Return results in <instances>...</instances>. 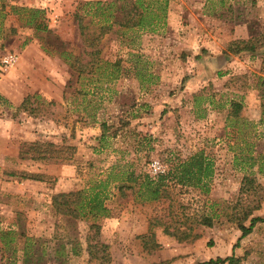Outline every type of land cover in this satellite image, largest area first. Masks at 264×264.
I'll use <instances>...</instances> for the list:
<instances>
[{"label": "rangeland", "instance_id": "374dc122", "mask_svg": "<svg viewBox=\"0 0 264 264\" xmlns=\"http://www.w3.org/2000/svg\"><path fill=\"white\" fill-rule=\"evenodd\" d=\"M83 1L0 0V264H197L230 254L237 264H264V222L239 238L219 215L244 173L264 188V44L233 50L238 39L264 31V0H167L164 25L104 34L92 71L78 75L59 52L85 61L93 48L72 18ZM10 5L43 9L49 33L25 25ZM241 75L245 84L227 85ZM27 94L51 104L38 115L16 110ZM230 100L240 103L237 117L227 114ZM37 143L52 144L50 158H33L29 145ZM197 150L212 163L206 193L171 183L155 201H140L114 187L126 170L154 175L168 159ZM106 178L107 217L74 219L52 209L53 194L87 191ZM169 207L214 213L212 225L195 226L191 242L177 241L151 225L165 222ZM251 216L264 217V195ZM150 232L159 247L147 251L142 236ZM87 239L106 245L107 262L88 255Z\"/></svg>", "mask_w": 264, "mask_h": 264}, {"label": "trees", "instance_id": "16d2710c", "mask_svg": "<svg viewBox=\"0 0 264 264\" xmlns=\"http://www.w3.org/2000/svg\"><path fill=\"white\" fill-rule=\"evenodd\" d=\"M219 3H222V1ZM166 6L167 0H88L79 2L72 12V18L79 36L88 41L87 45L93 48L88 53L85 61L81 60L82 56L80 54L66 55L63 50L59 52V55L78 75L89 73L99 59L100 49L97 44L104 34L123 28L155 32L164 25ZM9 8L13 12H21L20 16H22L25 25L31 26L35 31L49 33L43 9L12 5ZM93 18H96V20L93 21ZM62 44L61 42L60 45ZM263 44L264 31L247 38L238 39L233 50L235 53L254 52L261 48ZM259 69L264 75V55L261 57ZM118 70V68H113L109 71L111 79L117 78ZM217 74L221 73L218 72ZM234 78H242V84H245V76L241 75L240 77H229L227 85ZM258 83V85H264V76L258 77ZM49 104H51L50 101L45 103L39 95L27 94L22 98L16 110L30 115H38L42 112L41 107ZM239 109L240 103L230 100L227 114L237 117ZM101 127L103 130L101 139H103L105 137L104 131L107 128L105 123H101ZM29 146L34 147L36 151L33 158L44 160L51 157L48 154L50 150L47 149V147L52 146L51 143H37ZM40 147L44 148L40 149ZM22 152L26 151H19L21 156ZM168 160L170 164L167 169L154 175L145 172H134L133 170L124 171L118 178L119 181L114 185L116 191L122 194L124 190H129L130 194H134V197L139 198L140 201H155L160 190L171 183L181 187L196 188L202 193L207 192L208 181L212 175V163L202 150L189 153L181 159ZM106 176L109 177L108 174ZM107 178L97 179L87 191L79 189L53 194L50 198L52 209L55 213L74 219L107 217L109 209L104 201L111 195ZM263 195L264 188L256 177L252 173H244L240 178L237 196L234 201H224L221 205L219 215L223 216L228 223L237 227L240 231L239 238L251 232L255 223L264 222V217L251 216V212L259 208ZM213 216L214 213L208 214L202 209H195L187 213L181 210L179 213H174L169 207L168 219L165 222L152 221L151 225H161L162 232L167 236L174 237L177 241L191 242L198 236L197 233L193 232L195 226H211ZM246 220H248V224L244 225ZM90 227L94 228V232L90 237L93 238L97 234L98 225L91 223ZM142 247L147 251L159 247L152 232L142 236ZM105 249L106 245L97 241L90 243V239H87L86 250L90 257L98 258L101 262H107L108 254ZM238 260L239 258L230 254L225 257L209 258L197 264H237Z\"/></svg>", "mask_w": 264, "mask_h": 264}]
</instances>
